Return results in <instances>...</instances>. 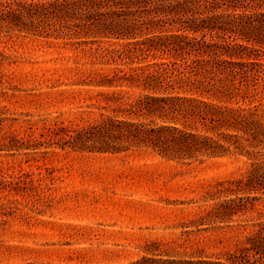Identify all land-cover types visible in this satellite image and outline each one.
<instances>
[{
    "label": "rangeland",
    "instance_id": "1",
    "mask_svg": "<svg viewBox=\"0 0 264 264\" xmlns=\"http://www.w3.org/2000/svg\"><path fill=\"white\" fill-rule=\"evenodd\" d=\"M121 47L0 34V264H128L152 243L223 255L264 213L263 197L230 224H193L212 204L207 192L246 171L245 158L184 164L63 146L141 94L95 86L130 72L102 62V50Z\"/></svg>",
    "mask_w": 264,
    "mask_h": 264
},
{
    "label": "trees",
    "instance_id": "2",
    "mask_svg": "<svg viewBox=\"0 0 264 264\" xmlns=\"http://www.w3.org/2000/svg\"><path fill=\"white\" fill-rule=\"evenodd\" d=\"M10 32L83 44L114 41L122 47L102 50V62L132 67L95 86L141 94L75 130L64 147L99 154L140 150L184 164L245 158L240 177L207 192L212 204L196 226L230 224L264 197V62L258 58L264 0L0 2V34ZM160 246L148 245L128 264H264V213L241 246L223 255Z\"/></svg>",
    "mask_w": 264,
    "mask_h": 264
}]
</instances>
